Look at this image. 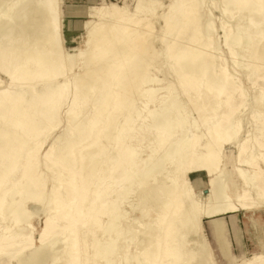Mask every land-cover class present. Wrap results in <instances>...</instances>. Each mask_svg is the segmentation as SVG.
Instances as JSON below:
<instances>
[{
	"label": "rangeland",
	"instance_id": "obj_1",
	"mask_svg": "<svg viewBox=\"0 0 264 264\" xmlns=\"http://www.w3.org/2000/svg\"><path fill=\"white\" fill-rule=\"evenodd\" d=\"M136 1H56L57 3L59 2L58 13L60 12L58 14L60 15L58 29L59 45L61 46L60 54H62L60 57L62 56V63L65 62L64 66L66 68L64 69L66 72H64V78L62 77V79L69 80V88L73 86L74 77L81 72L79 54L87 51L85 44L87 39L85 23L87 21H94L95 19L93 16H90V8L99 6L108 7L110 4H113L120 7L125 6L127 11L132 13ZM151 1H157L159 6L152 16L147 17L139 24L142 28L146 29V38H148L151 44L149 45L150 50L148 55L142 56V59L138 56V54L142 53L140 50L138 52L136 50L129 51L133 40V32H130L126 36L122 34L123 40L119 42L116 41L115 36H120L121 31L109 24H106V26L112 37V53L116 57L127 56L126 60H124L125 66L129 70L133 65H136L134 62H145L143 67L146 69L150 81L152 80L149 86L157 90V93H155L156 100L147 102L146 97H142L138 89L140 87L139 81L143 74L141 67L136 72V75H132L130 71H127L123 75V84L119 86L113 85L116 79L114 75L111 78L113 82L112 84L110 82L111 86L107 89V92L112 94L116 91L119 97H121V101L116 104L115 110L113 109V104H109L99 115L96 125L89 126L99 106L96 98L101 96V92H103L101 91V84L105 79L103 80L104 71L101 69L99 75L86 77L85 80L91 84V89L85 103L76 116L71 117L67 113L68 104L64 103L54 114L52 123L47 124L38 137L25 138L14 170L6 176L5 181L0 185V202H3V206L0 207V244L3 241L6 242L0 249V264H19L20 259L30 257L35 250L39 249L47 252V256L37 261L36 264L67 263L70 249L66 244L69 243L71 236L66 239H62L61 237L68 222L58 218V211L54 209V205L63 204L66 198L65 188L70 170H75L77 173L74 180L76 184H82L87 180L90 182L87 199L80 209L79 218L76 222L79 234L78 245L83 252L79 258V264H104L103 259L94 257L92 246L96 242H103L106 237L107 224L110 221V216H112L108 209L114 200H116L115 207L117 210L115 211L118 217L116 225L118 227L121 226L119 228L130 226L132 230L139 233L133 237L134 240L125 242L123 257L129 259V261H125L123 264H147L153 260L150 256L145 255V251L147 250L144 242L145 236L157 230L158 235L155 237L154 246L155 248L156 246L158 247V244L162 243L163 236L161 231L166 227V223H163L164 221L161 222L157 216V212L163 209V205L161 206L159 202L152 200L150 189L157 184L161 185L165 183L169 185V181L165 178H175L177 182L176 194L179 196L178 190H181L182 182L181 178L175 176L174 165L169 163L170 161L166 162L165 160L162 163L163 160H161L163 159L164 149L179 137V132H174L170 137H166L161 133L156 134L157 131L154 128L146 127V124L150 122L148 117L150 116L149 112L157 110L158 100L162 96L168 102H178L181 108V110L179 109L180 114L186 119L181 131L186 133L188 131L187 135L190 138L191 145L195 143L198 136L205 134L206 128L203 124L194 125V121H198L197 114L193 107L189 106L187 94L178 82L179 79L173 71L169 52L165 50V47L172 43L176 34V31L170 32L168 28L172 14L175 11L176 0ZM201 1L204 7L202 11L206 17L203 18L202 25L207 26V24H210L214 27L213 38L218 45L213 59L214 65L212 66L211 74L217 75L218 72L225 71L227 75H231L229 77L235 84V93L231 101L233 107L236 109L235 116L240 120L242 125L240 135L234 143L223 146L221 150L223 160L219 165V168L225 172L222 175L223 184L228 189V192H230L228 194L230 200L233 201L234 191H241V181L237 177L236 171L238 168L246 170L247 174L252 177V172H255L256 168L260 167L263 172L260 171L261 174H258L256 177H258V180L261 181L264 187V137L257 133L254 126L264 115V107L257 104L259 100H263L264 98V0L260 2L263 13L262 25L256 29L254 26H250L247 18L249 17V13L246 9L238 12L236 4L227 6L226 0ZM255 21H259L258 16L255 17ZM221 25L231 35L236 34L240 30L248 31L249 29L251 36L256 39L258 30L261 29L263 33L262 40L259 43L255 42L249 49L242 51L240 48L234 49L238 54L241 51L243 55L242 58L240 56L236 57V62H234L231 60L228 48L224 44ZM253 48H258L257 55L252 56L250 54ZM71 54H74L75 57L72 68L68 69L66 67V58L67 55ZM145 64L147 65L145 66ZM96 67L97 63L94 62L89 64L86 71L89 72L91 71L90 68L95 69ZM254 67L257 68V71L253 73L252 69ZM62 79H57L55 83L57 81L62 82ZM201 82L205 84L206 81L202 80ZM43 83L45 82H35L31 85L21 84L22 89L19 88L17 90V85L10 84L5 76L0 74V100L6 93H11L12 91L21 94H23L21 90H24V92L28 91L26 95L44 91L42 87ZM146 86L143 85L145 88ZM165 87L166 89H164ZM223 99L221 97L222 101L219 105H222ZM215 108V119H220L227 113L226 107L223 108V106L215 105ZM129 118L132 121L127 124L126 121ZM4 122V120H0V128ZM128 127H131V130L122 132L127 130ZM84 128L90 129L87 135H81ZM111 134L113 138L107 143L106 137ZM157 136L161 137L159 138V142L156 141ZM239 143L244 144L247 148L251 147L253 151V165L251 167H245L239 163L237 152V145ZM128 149L136 154V157L133 159V165L132 163L130 164V161L123 159L124 153ZM67 152H70L71 156ZM88 153L95 156L90 160H80L81 157L86 156ZM46 154H49V158ZM246 158L250 159L248 150L240 157L241 160H245ZM152 164H162V173L147 174L146 171ZM256 165L259 167H256ZM126 173L131 175V182L134 184L129 194H123V191L129 186L130 182L129 179L124 178ZM28 174L35 177L41 183L39 184V188H32L31 186L32 192L38 194L40 200H42L40 201L41 203L29 199L20 202V195L14 192L16 189V191L22 189L25 183H30L26 178ZM164 174L166 175L164 176ZM186 179L200 211V226L197 234H194L193 230L190 229L189 232L183 235L185 236L186 249L195 250L196 253L206 252L209 264H243L244 261L247 262L254 256L259 257L262 264H264V205L253 211L240 210L234 214L219 217L223 223L221 236L217 234V230L212 225L211 219L203 216L206 197L210 193L208 176L203 172H188ZM58 180L60 181L58 182ZM52 186H58L53 195L50 191ZM11 201L19 203L20 206L17 212H21L29 216V218L20 223H15L12 213L8 214L5 207ZM109 202L110 206L108 205ZM77 205L78 203L74 201L67 206V209L69 208V211L73 214L77 209ZM104 207L106 208L104 209ZM99 211H102L103 214L95 217ZM49 217L54 218L53 223L48 228L46 236L41 239L40 236L45 228V221ZM95 228L97 229L95 230ZM24 264H33V262H26ZM161 264H168V262L164 260Z\"/></svg>",
	"mask_w": 264,
	"mask_h": 264
},
{
	"label": "bare ground",
	"instance_id": "obj_2",
	"mask_svg": "<svg viewBox=\"0 0 264 264\" xmlns=\"http://www.w3.org/2000/svg\"><path fill=\"white\" fill-rule=\"evenodd\" d=\"M56 1L0 0V74L5 76L10 84L17 85V90L19 88L22 89L21 84L31 85L35 82H45L42 85L44 91L36 92V94L29 93L28 95H26L28 91L24 92V90H21L23 94L12 91L11 93H6L0 100V120L5 121L0 128V166L2 167L0 169V185L5 181L6 176L14 170L25 138L38 137L42 130L46 128V125L52 123L54 114L60 109L62 104H68L67 113L71 117L78 114L91 89V84L85 80L87 76H97L99 71L103 69V80L105 79L101 84V91L103 92H101V96L96 98V102L99 104L98 109L94 113L89 126L96 125L99 115L109 104H113V109L115 110L116 104L121 101V97L116 91L112 94L107 92L113 82L111 78L114 75L116 79L113 85L119 86L123 84V75L127 71H130L132 75H136V72L141 67L143 74L139 81L140 87L138 88L137 86V88L140 90L142 97H146L147 102L156 100L155 93H157V90L149 86L152 80L150 81L146 69L143 67L145 62H134L136 65H133L134 68L132 66L129 70L125 66L127 56L116 57L111 51L112 37L107 30L106 24L114 26L121 31L120 36H115L116 41L119 42L123 40V36L133 32V40L129 51L136 50L138 52L140 50L142 53L138 54V56L142 59V56L148 55L149 45L151 44L146 38V29L139 24L147 17L152 16L159 6L157 1L137 0L132 13H129L125 6L120 7L113 4L108 7L90 8V16L95 19L85 23L87 51L79 54L81 72L74 77L72 88H69V80L62 79L66 68L64 66L65 62L62 63V56L60 57L62 55L60 54L61 46L59 45L58 30L60 20V15L58 14L60 12L58 13L59 2L57 3ZM260 2L261 0H237L235 2L226 0V5L236 4L238 12L246 9L249 13L247 18L250 26H254L256 29L262 25L261 22L263 20ZM202 8L204 7L201 0H176L175 11L168 24L169 31H176V34L172 43L167 45L165 50L169 52L168 54L173 64V67H171L178 76V82L182 86L183 91L187 94V102L197 114L198 121L195 120L194 125L203 124L206 128L205 134L198 136L195 143L191 145L190 138L187 135L188 131L187 133L181 131L186 119L180 114L181 108L178 102H168L163 96L158 100L157 110L149 112L150 122L146 124V127L154 128L157 131L156 134L161 133L166 137H170L176 131L179 132V137L164 149L163 159L161 160H163L162 163L165 160L166 162L170 161L169 163L174 165L175 176L181 178L182 182V188L178 190L179 196L176 194L177 182L175 178H165L169 181V185L165 183L157 184L150 189L152 200L159 202L161 206L163 205V209L157 212V216L161 222L164 221L163 223H166V227L161 231L163 236L162 243L158 244L156 248L154 242L155 237L158 235L157 230L145 236L144 242L147 247L145 255L153 258L147 264H161L164 260L168 264H209L206 252L196 253L195 250L186 249L185 236H183L190 229L193 230L194 234H197L200 226L198 203L192 196L191 189L187 184L186 174L188 172H203L208 176L210 193L206 197L203 216L211 219L218 235H221L223 230V223L219 217L234 214L240 210L253 211L264 205V187L258 177H256L263 170L258 165L256 167L259 168H256V173L252 172V177L244 169L238 168L236 170L237 177L241 181V191H234L233 201L230 200L228 195L230 192L223 184L222 175L225 172L219 168L223 160L221 150L226 144L234 143L240 135L242 125L235 116L236 109L231 101L235 93L234 81L229 77L231 75H227L225 71H220L217 75L211 74L212 66L214 65L213 59L218 45L213 38L214 27L210 24H207V26L202 25V20L205 17ZM256 16L259 17L258 22L255 21ZM221 29L223 30L224 44L228 48L231 60L234 62H236V57H243L241 54L242 50L249 49L255 42L259 43L262 40L263 33L261 29L258 30L257 39L251 36L249 29L248 31L240 30L232 35L225 30L223 25H221ZM238 48L241 50L239 54L234 50ZM255 49L253 48L250 52L252 56L257 55L259 51L258 48ZM74 57V54L67 55L66 67L68 69L72 68ZM94 62L97 63V67L95 69L90 68L91 71L87 72L86 69L89 64ZM256 71L257 68L254 67L252 72ZM59 78L62 79V82L57 81L55 83ZM202 80L206 81L205 84H202ZM143 85H147L146 88ZM221 97L224 99L221 103L222 105H219L222 101ZM257 104L264 107V98L259 100ZM215 105L226 107L227 113L220 119H215ZM131 121L132 119L129 118L126 123H131ZM254 126L257 133L264 137V115ZM129 130H131V127L124 131L121 129L122 132H128ZM89 131V128H84L81 135H87ZM161 134L160 136H162ZM112 138V134L107 136L106 142H110ZM159 138L161 137H156L157 142L160 141ZM247 150L250 153V159L241 160V155ZM237 152L238 161L241 165L245 167L253 165L251 147L247 148L244 144L239 143ZM67 154L71 156L70 152H67ZM46 156L49 158V154H46ZM94 156L88 153L86 156L81 157L82 159L80 158V160H90ZM135 157L136 154L128 149L125 151L123 159L130 161V164L132 163L133 165ZM162 170V164H152L146 173L161 174ZM91 174L90 176H92ZM76 176V171L70 170L65 188L66 198L63 204L54 205V209L58 211V218L68 222L61 238L66 239L71 236L69 243L66 244L70 249L66 264H79V258L83 254L82 249L78 245L79 234L76 222L79 218L80 209L87 199L90 182L87 180L82 184H76L74 182ZM147 176L149 177V175ZM26 178L30 183H25L22 189L19 191H16V189L14 192L20 195V202L29 199L41 203L40 201L42 200H40L39 195L34 194L31 189V186L32 188H39L40 181L29 174ZM124 178L129 179L130 182L123 194H129L134 185L131 182L132 177L126 173ZM56 188L58 186H52L50 190L52 195L55 193ZM74 201L78 205L76 211L72 214L69 208L67 209V206ZM115 201H112L111 207L108 209L112 216H110V221L107 224V234L104 241L91 245L94 257L103 259L104 264H123L125 261H129V259L123 257L125 242L132 241L133 237L139 234L132 230L130 226L119 228L121 226L118 227L116 225L118 217L115 211L117 210ZM6 205V212L8 214L12 213L15 223H20L29 218V216L17 212L20 206L19 203L11 201L10 204ZM108 205L110 206V202ZM1 206H3V202H0ZM97 213L95 217L103 214L102 211ZM53 219L50 217L46 219L45 228L40 236L41 239L46 236ZM5 243L3 241L0 244V249ZM1 253L4 254L5 252ZM46 256L47 252L42 251V249L35 250L30 257L20 259L19 264L26 262L36 264L37 261ZM244 262L243 264H262L261 259L257 256Z\"/></svg>",
	"mask_w": 264,
	"mask_h": 264
}]
</instances>
